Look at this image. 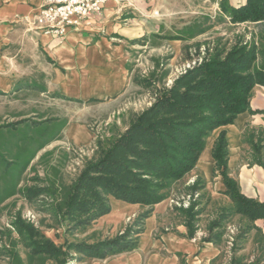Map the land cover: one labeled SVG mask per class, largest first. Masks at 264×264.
I'll list each match as a JSON object with an SVG mask.
<instances>
[{"label":"crops","instance_id":"1","mask_svg":"<svg viewBox=\"0 0 264 264\" xmlns=\"http://www.w3.org/2000/svg\"><path fill=\"white\" fill-rule=\"evenodd\" d=\"M160 1L111 0L100 14H93L79 27L71 28L65 38H58L43 34L35 26V15L44 0H0V96L17 95L29 88L41 87L33 81L41 79L43 92H53L61 101L68 102L70 110H79V114L69 112L60 118L62 129L58 135L45 140L37 149L38 153L53 143H69L82 153L89 147L92 149L93 138L87 126L89 105L98 110H111L114 119L121 115L131 82L127 44L139 45L147 35L161 30L162 18L154 16ZM221 1L213 0L211 11L235 27L223 13ZM246 1L228 0V4L238 9ZM236 27L258 31L256 24ZM181 41L184 39L174 40L175 43ZM250 108L258 113H242L232 125L210 134L195 168L172 184L166 192L167 198L153 207L151 216L143 225V232L138 236L135 250L84 264H211L218 258L220 244L205 242L207 234L201 231L199 222L197 232L189 237L181 210L190 207L179 204L186 196L198 195L191 205L200 204L203 212L205 199L215 204L222 202L223 206L216 205L220 209L231 206L230 198L225 195L223 177L215 171L212 157L215 142L222 132L226 133L228 141L229 176L238 183L242 195L264 204V166L253 163L249 139L255 135L256 141L260 134H264V87L253 89ZM198 181L203 189L194 191ZM110 205L111 212L93 225L94 231L103 238L123 232L149 209L113 197H110ZM253 225L264 234L263 220Z\"/></svg>","mask_w":264,"mask_h":264},{"label":"trees","instance_id":"2","mask_svg":"<svg viewBox=\"0 0 264 264\" xmlns=\"http://www.w3.org/2000/svg\"><path fill=\"white\" fill-rule=\"evenodd\" d=\"M220 6L232 25L256 24L258 31L253 32L251 41L245 43L243 35L230 48L216 49L202 64L180 76L171 88L160 91L154 103L135 116L123 133L106 146L99 144L96 157L86 163L64 200L52 205L53 216L68 223L72 230L87 228L109 214L110 197L149 208L120 236L92 245H68L81 252L83 259L80 262L135 250L138 236L143 232V225L151 216L153 207L167 198L166 192L172 184L195 168L210 134L232 125L242 113H258L251 110L250 98L256 86L264 87V0H247L238 9L231 8L228 0H222ZM198 29H192L191 38L193 34L201 35L206 31ZM255 138V135L249 138L252 161L264 166V134H260L256 141ZM212 157L215 171L223 177L225 195L232 202L210 224V236L205 242L218 244L223 233H213L233 216L247 219L254 229L259 230L253 223L264 221V204L242 195L238 183L229 176L225 132L216 140ZM202 189L201 181L193 187L194 191ZM44 193L54 194L44 187L25 192L31 201ZM199 205L194 203L189 209L181 210L189 237L198 230L199 216L203 212ZM13 225L21 243L31 249L33 255L54 260L64 255L62 248L21 218Z\"/></svg>","mask_w":264,"mask_h":264},{"label":"rangeland","instance_id":"3","mask_svg":"<svg viewBox=\"0 0 264 264\" xmlns=\"http://www.w3.org/2000/svg\"><path fill=\"white\" fill-rule=\"evenodd\" d=\"M213 6V0L160 1L154 16L162 18L161 30L147 35L139 45L127 44L131 82L121 115L114 119L111 110L88 106L87 126L93 142L92 149L89 147L83 153L69 143H53L37 152L45 140L53 138L62 129L60 118L69 112L79 114V110H70L68 102L61 101L53 92H43V80L32 79L41 87L29 88L17 95L0 96V264L89 263L92 260L80 262L83 259L81 252L68 245H92L124 234L127 228L113 237L98 236L93 227L95 222L87 228L72 230L50 210L64 200L86 163L96 157L99 144L106 146L123 133L135 116L154 103L160 91L171 88L180 76L202 64L216 49L230 48L243 35L245 43L251 41L255 32L252 28L229 26L220 15L211 11ZM37 14L35 26L40 30ZM193 28L206 31L201 35L193 34L194 39L189 41L175 43L167 39H191ZM35 187L48 188L54 194L44 193L36 200H28L25 192L35 190ZM203 204L206 207L199 219V228L208 237L210 224L220 215V207L224 204L207 199ZM18 218L62 248L64 255L55 260L33 255L32 250L21 243L13 225ZM247 228H250L248 232ZM217 232L223 233L218 243L221 254L211 264H264V234L261 229H254L247 219L233 216L213 234Z\"/></svg>","mask_w":264,"mask_h":264},{"label":"built area","instance_id":"4","mask_svg":"<svg viewBox=\"0 0 264 264\" xmlns=\"http://www.w3.org/2000/svg\"><path fill=\"white\" fill-rule=\"evenodd\" d=\"M111 0H44L36 23L44 34L65 38L71 28L79 27L93 14H100ZM198 195L186 196L180 206L189 208Z\"/></svg>","mask_w":264,"mask_h":264}]
</instances>
